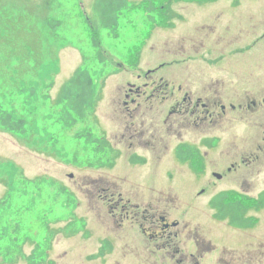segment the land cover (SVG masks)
I'll use <instances>...</instances> for the list:
<instances>
[{"label":"rangeland","instance_id":"obj_1","mask_svg":"<svg viewBox=\"0 0 264 264\" xmlns=\"http://www.w3.org/2000/svg\"><path fill=\"white\" fill-rule=\"evenodd\" d=\"M92 1L0 0V106L14 121L22 120L25 130L16 133L0 126V264H30L27 257L36 243L30 240L26 243L27 235L41 243L46 236L52 242L46 264H196L194 259L173 263V259L168 256L165 259V253L155 248L151 258L142 254L137 249L138 231L132 233L128 225L121 232L117 229L113 224H118L117 218L111 216L106 193L102 191L108 190L116 197L120 193H135L140 201H147L141 193L150 190L162 209H172V219L184 214L194 227L202 225L206 239L204 231L212 233L218 224L212 202L221 191L234 188L256 197L264 189V152L258 153L253 144L252 152L259 162L245 165L238 176L230 180L226 177L218 185L207 179L201 184L195 180L192 183L191 172L181 166L183 174L176 180L169 158L133 170L126 165L128 160L122 158L115 168L105 169L108 162L76 139L83 124L73 128L70 119V127H64L66 107L58 104V95L78 69H88L94 81H98L100 100L86 111L84 124L95 125L100 135L106 133L114 139L120 129L117 112L118 106H124L122 98L134 87L132 84L145 88L139 72L125 70L121 62L131 65L147 26L127 23L125 19L114 27L100 25L101 42L94 47L89 41L88 25L83 22ZM201 9L197 13L200 23H212V8ZM122 15L130 16L131 12L124 11ZM164 37L173 39L178 34L168 33ZM261 47L242 57L230 58L223 65L228 68L224 72L234 90L252 94L258 100L264 99V61L255 54L264 52V45ZM161 61L162 57L155 54L146 56L143 64L148 68ZM263 122L264 105L254 129L258 139L264 137ZM162 163L164 169L158 167ZM158 172L161 178L156 177ZM126 173L135 179L122 180ZM70 175L74 177L70 179ZM53 181L56 191L47 186V182ZM59 184L73 195L71 204L61 200ZM189 186L192 188L187 196L184 191ZM201 187L207 189V194L196 197ZM48 208L52 209L49 215L52 232L44 234L39 217ZM251 215L260 219L259 227L251 232L231 229L232 215L220 225L223 242L209 258L210 264H223L221 260L225 257L228 261L233 258L234 264H264V209ZM180 222L183 229L186 223L182 219ZM187 237L186 234L182 240V248L194 251ZM107 243L112 245L111 253L107 249L105 252ZM224 246L230 248L226 251ZM40 254L38 250L37 259Z\"/></svg>","mask_w":264,"mask_h":264},{"label":"flooded vegetation","instance_id":"obj_2","mask_svg":"<svg viewBox=\"0 0 264 264\" xmlns=\"http://www.w3.org/2000/svg\"><path fill=\"white\" fill-rule=\"evenodd\" d=\"M119 2L122 7L135 11L132 18L135 22L151 23L154 30L151 27L141 52H148L149 57L158 54L162 61L139 73L145 88L132 84L134 87L122 98L124 106H118L120 129L114 139L106 133L92 138L94 149L107 154L106 162L113 164L112 168L122 158L128 160L126 165L132 170L169 158L176 180L183 174L181 166L189 169L190 180L192 183L195 180L196 184L205 182V179L215 185L223 184L226 177L230 180L238 176L245 165L259 162L252 146L257 147L258 153L264 152V137L258 139L254 133L264 99L258 100L252 94L243 95L235 91L224 72L228 68L224 69L223 65L230 58L242 57L264 45V0ZM209 7L212 8L213 22L201 24L198 10ZM116 11L120 13L119 9ZM168 33H176L178 37H164ZM255 54L264 61V52ZM164 165L162 163L158 167L164 169ZM156 177L161 178L162 174L158 172ZM129 179L135 178L129 173L122 177V180ZM191 188L182 190L189 196ZM102 192L106 193L111 216L117 218L118 224H113L120 232L126 225L132 233L137 230L140 236L137 249L146 257L151 258L155 248L165 253V259L168 256L173 263H184L196 260L198 251L206 246L202 225L194 227L184 214L172 219V209H162L161 202L154 199L150 190L141 193L147 201H140L135 193H120L116 197L108 190ZM226 192L221 191L219 206L223 207L221 200ZM206 194L207 189L201 187L195 196ZM98 196L101 197V193ZM251 198L248 217L243 216L242 233L259 227V217L249 214L264 209V189ZM243 200V196H237L228 208L223 207L220 216L229 219L232 208L237 206L241 209ZM216 215L214 219L218 224L212 234L209 230L204 232L207 237L213 235L221 244L220 225L226 220L216 218ZM181 219L186 223L183 229H180ZM232 219H229L231 225L235 220ZM186 234V240L192 243L190 246L194 251L182 248ZM226 248L230 247L224 246ZM241 258L245 259V256ZM228 264H234L233 258Z\"/></svg>","mask_w":264,"mask_h":264},{"label":"trees","instance_id":"obj_3","mask_svg":"<svg viewBox=\"0 0 264 264\" xmlns=\"http://www.w3.org/2000/svg\"><path fill=\"white\" fill-rule=\"evenodd\" d=\"M98 9L100 12V18L101 21L105 24H110L111 22V16H113V13L116 9L120 8V3L118 0H99L98 1ZM96 44L98 45V40L94 39ZM100 100V95L98 93V86L96 85L93 76L91 72L86 69H78L74 76L65 84V86L62 87L59 95H58V104L64 105L66 107V115L64 116L66 120V125L69 126V120L72 118L74 119L75 115L81 116V120L84 121L86 116V111L93 109L98 101ZM0 126H3L4 129L8 131H14L16 133H24V124L23 121H14L11 115L5 113L1 106H0ZM54 182H47V186L52 191H56L57 187H54ZM60 188L61 193V200H63L66 204L72 203V196L68 192L67 188L64 186L58 185ZM54 187V188H53ZM38 192L40 193L41 198L42 197V187H38ZM52 209L48 208L44 211L43 217H39V220L41 221V224L43 227H40L42 231H44V234L51 233V226L53 223H49V215L51 213ZM232 218L234 219H242L244 221V212L237 206H234L232 208L231 213ZM234 222V221H233ZM232 222V223H233ZM245 222V221H244ZM240 224V223H239ZM243 224V222H242ZM241 224V226H242ZM53 234V233H52ZM46 243L49 242L48 238L45 236ZM36 243L37 249L42 246L43 243L40 242V240L32 238V236H26L25 241L26 243L29 242ZM28 262L31 264H37L35 262V258L27 257Z\"/></svg>","mask_w":264,"mask_h":264}]
</instances>
